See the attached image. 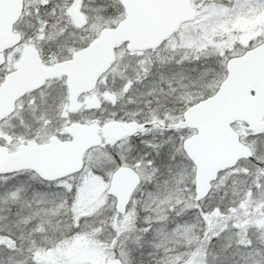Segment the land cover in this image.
I'll return each mask as SVG.
<instances>
[{
  "label": "snow or ice",
  "instance_id": "snow-or-ice-1",
  "mask_svg": "<svg viewBox=\"0 0 264 264\" xmlns=\"http://www.w3.org/2000/svg\"><path fill=\"white\" fill-rule=\"evenodd\" d=\"M0 264H264V0H0Z\"/></svg>",
  "mask_w": 264,
  "mask_h": 264
}]
</instances>
